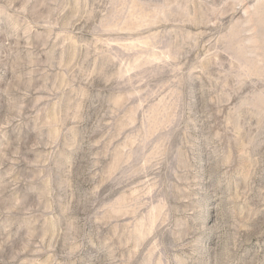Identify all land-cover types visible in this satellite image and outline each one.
<instances>
[{
	"label": "rangeland",
	"instance_id": "1",
	"mask_svg": "<svg viewBox=\"0 0 264 264\" xmlns=\"http://www.w3.org/2000/svg\"><path fill=\"white\" fill-rule=\"evenodd\" d=\"M0 264H264V0H0Z\"/></svg>",
	"mask_w": 264,
	"mask_h": 264
}]
</instances>
